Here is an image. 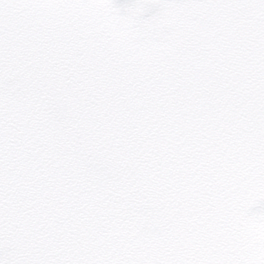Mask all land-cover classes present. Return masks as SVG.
<instances>
[{"label": "snow or ice", "instance_id": "1", "mask_svg": "<svg viewBox=\"0 0 264 264\" xmlns=\"http://www.w3.org/2000/svg\"><path fill=\"white\" fill-rule=\"evenodd\" d=\"M0 264H264V0H0Z\"/></svg>", "mask_w": 264, "mask_h": 264}]
</instances>
